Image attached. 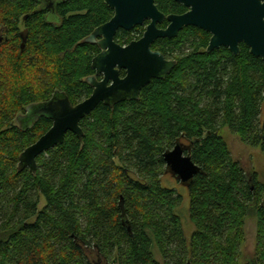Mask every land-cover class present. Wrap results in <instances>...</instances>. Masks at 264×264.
<instances>
[{"label":"trees","instance_id":"trees-1","mask_svg":"<svg viewBox=\"0 0 264 264\" xmlns=\"http://www.w3.org/2000/svg\"><path fill=\"white\" fill-rule=\"evenodd\" d=\"M57 2L54 27L33 13L34 0H0V264H238L246 216L254 212L264 229V189L219 133L227 128L264 155L261 59L243 44L238 56L206 53L209 36L192 27L159 40L154 46L175 62L168 76L137 101L100 104L80 122L81 141L68 132L37 159L35 174L18 171L19 155L51 122L41 117L25 129L16 118L55 91L73 105L91 94L85 79L98 47L83 41L113 15L103 0ZM156 5L182 11L173 0ZM129 33L115 41L129 43ZM177 142L201 169L187 187L189 239L181 196L161 185L162 155ZM261 248L248 264H264Z\"/></svg>","mask_w":264,"mask_h":264},{"label":"water","instance_id":"water-1","mask_svg":"<svg viewBox=\"0 0 264 264\" xmlns=\"http://www.w3.org/2000/svg\"><path fill=\"white\" fill-rule=\"evenodd\" d=\"M174 1L190 7L191 11L182 16H167L168 27L158 30L156 25L163 22L164 15L158 11L154 0H103L113 15L83 41L96 44L100 50L91 61L94 76L85 79L92 92L82 102L72 105L65 93L55 91L48 101L26 107L25 114L16 118L20 128H31L41 117L48 119L51 127L22 151L18 157V171L27 169L35 174L37 159L61 145L68 132L81 141L80 122L100 104L113 108L137 101L141 90L152 80L168 76L175 62L152 51L151 46L158 39L175 38L182 28L191 26L211 34L206 53L224 48L238 56L239 45L243 44L250 55L261 59L264 65V0ZM147 20L150 23L139 40L123 47L115 42L119 31L130 32ZM121 71L125 73L123 78H120ZM97 76L102 77L101 81L96 80ZM184 151L177 142L162 159L166 172L187 188L201 169Z\"/></svg>","mask_w":264,"mask_h":264},{"label":"rangeland","instance_id":"rangeland-1","mask_svg":"<svg viewBox=\"0 0 264 264\" xmlns=\"http://www.w3.org/2000/svg\"><path fill=\"white\" fill-rule=\"evenodd\" d=\"M21 31H23V27L20 24L19 32ZM219 134L223 137L233 161L237 162L244 172H252L255 175L257 186L264 189V155L260 152L259 148H250L246 146L240 141L237 135L231 133L227 128H223ZM161 185L164 188H169L177 192L181 196L178 212L182 218L184 235L186 239H189L194 232V227L189 219L187 188L176 181L175 178L166 171L162 176ZM44 206V200L40 198L38 210L43 209ZM243 231L244 240L240 246L238 264H248L249 261L256 258L264 244V229H259L257 216L254 212L246 216Z\"/></svg>","mask_w":264,"mask_h":264},{"label":"flooded vegetation","instance_id":"flooded-vegetation-1","mask_svg":"<svg viewBox=\"0 0 264 264\" xmlns=\"http://www.w3.org/2000/svg\"><path fill=\"white\" fill-rule=\"evenodd\" d=\"M156 1L157 0H154V4H155V6H156V8L158 9V7H157V5H156ZM174 1V0H173ZM34 2H35V11L33 12V13H42L43 15H44V20H45V22L47 23V24H49V25H52V26H54V27H58L59 25H60V19H59V17H58V15H57V13H56V8L60 5V3L59 2H57V0H50V2H48L47 0H34ZM175 2V1H174ZM179 7H180V9L179 10H182L180 13H176V12H162L160 9H158V11L161 13V14H163L164 15V20H163V22L162 23H160V24H157L156 25V28L158 29V30H165L167 27H168V25H169V23L167 22V20H166V17L167 16H182V15H184V14H186V13H188V12H190L191 11V8L190 7H184L183 5H181V4H179V3H177V2H175ZM149 23H150V21H144V23H143V25H141V26H139V29H137L136 31H134V32H132V33H129V32H127V33H129L128 35H125V37H134V39H132L131 41H129V43H131V42H134V41H137V40H139L141 37H143V35H144V33H145V31H146V29H147V27H148V25H149ZM100 27V26H99ZM188 27H191V26H188ZM188 27H185V28H182V30L183 29H186V28H188ZM98 28V27H97ZM192 28H195V27H192ZM96 29V28H95ZM94 29V30H95ZM195 29H198V28H195ZM93 30V31H94ZM182 30H180L178 33H180ZM198 30H200V31H202V32H204V33H206L208 36H209V40H210V37H211V34L210 33H208V32H206V31H203V30H201V29H198ZM93 31L87 36V37H90L91 35H92V33H93ZM1 32V31H0ZM2 33V32H1ZM1 33H0V42L2 41V37H1ZM135 33H137V34H135ZM178 33H177V35H178ZM19 34V38L23 41L22 43H21V48H23V46H24V41H26L27 40V37H28V29H26V28H23V31H21V32H19L18 33ZM177 35H176V37H177ZM135 37H139L138 39H135ZM129 39V38H128ZM115 40V39H114ZM159 40H162V39H158V40H156L153 44H152V46H151V49H152V51H155V52H159V53H161L160 51H159V49L157 48V47H155L154 46V44L157 42V41H159ZM209 40H208V43H209ZM97 41H99V39H97ZM116 42V41H115ZM117 43V42H116ZM129 43H124L123 45H121V44H119L120 46H127ZM118 44V43H117ZM93 45H95V46H97L96 44H93ZM241 45V44H240ZM240 45H239V48H240ZM207 46H208V44H207ZM98 47V46H97ZM207 48V47H206ZM219 49V48H218ZM217 50V49H216ZM205 52H206V49L204 50ZM100 53V50H99V48H98V53L96 54V55H98ZM162 54V53H161ZM95 55V56H96ZM163 55V54H162ZM94 56V57H95ZM164 56V55H163ZM93 57V58H94ZM164 58L166 59V60H168V61H174V60H172V59H168L167 57H165L164 56ZM92 61V60H91ZM90 66H91V64H90ZM93 70V69H92ZM94 74H95V72H94V70H93V74L92 75H90V76H94ZM124 75H125V73H124V71H121L120 72V78H123L124 77ZM90 76H88V77H90ZM101 79H102V77L101 76H97L96 77V80L97 81H101ZM90 87V86H89ZM91 88V87H90ZM91 90H92V88H91ZM92 92V91H91ZM90 96V95H89ZM88 96V97H89ZM87 97V98H88ZM86 99V98H85ZM84 99V100H85ZM83 101V100H82ZM81 101V102H82ZM71 103V102H70ZM80 103V102H79ZM78 104V103H77ZM73 105V104H72ZM76 105V104H75ZM20 116H23V115H20ZM261 205L263 206V204L261 203Z\"/></svg>","mask_w":264,"mask_h":264}]
</instances>
